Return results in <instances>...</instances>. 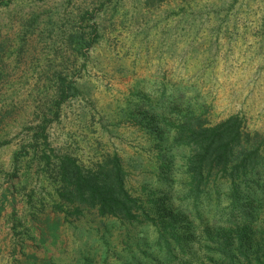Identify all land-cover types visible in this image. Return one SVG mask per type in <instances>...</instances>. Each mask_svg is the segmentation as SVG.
Masks as SVG:
<instances>
[{
	"label": "rangeland",
	"instance_id": "rangeland-1",
	"mask_svg": "<svg viewBox=\"0 0 264 264\" xmlns=\"http://www.w3.org/2000/svg\"><path fill=\"white\" fill-rule=\"evenodd\" d=\"M79 31L85 39L76 46L68 36ZM59 77L75 92L57 107ZM175 99L176 111L163 109ZM187 108L208 126L238 115L264 141V0L1 5L0 264H210L218 253L207 247L219 238L203 232L200 216L224 230L235 219L230 210L216 214L207 199L197 212L187 197L190 151L173 145L167 123ZM150 114L159 117L156 124ZM41 128L53 151H46L48 168L38 159L43 144L36 153L31 148ZM60 154L85 169L118 156L125 187L143 214L128 223L91 208L79 215L68 205L55 209L60 200L51 168ZM165 201L178 216L177 234L186 238L179 245L169 239L171 261L157 244L158 231L173 232L163 228ZM253 213L248 256L262 264L264 201ZM235 216L241 224L238 211Z\"/></svg>",
	"mask_w": 264,
	"mask_h": 264
},
{
	"label": "trees",
	"instance_id": "trees-1",
	"mask_svg": "<svg viewBox=\"0 0 264 264\" xmlns=\"http://www.w3.org/2000/svg\"><path fill=\"white\" fill-rule=\"evenodd\" d=\"M7 1L9 0H0V6ZM93 35L96 37L94 30ZM68 37L69 41L76 46L85 39L84 32L80 31L71 33ZM59 79L57 107L75 92L72 83L62 77ZM176 101L177 99L167 100L163 109L176 111L178 106H172L176 104ZM171 114L174 115V121L167 123L174 130L173 145L190 151V156L187 158L186 186L187 197L192 200L194 209L197 212L203 210L207 199L208 206L214 207L216 214L230 210L235 219V221L230 220L231 226L224 230L213 218L200 216L199 221L203 232L208 234L211 231L216 238H219L213 240L212 247H207L208 251L218 253V257H214L213 254L209 257L210 264H253L248 256L252 248L248 244V239L253 230V211L259 203L264 201V141L262 137L258 133L252 134L245 130L243 121L238 115L208 126L189 108L187 112ZM156 118L159 117L150 114L151 125L156 124ZM161 118L164 120V115ZM155 129L159 128L155 127ZM44 133V128L36 132L31 148L36 153L43 144L41 156L38 159L45 161V166L48 168L52 156L46 151L47 149L50 153L53 151L49 149ZM54 157L56 161L51 168V177L58 187L56 193L60 201L54 205L58 211L63 210L61 205H68L71 206L72 214L79 215L84 208H91L100 217L111 216L128 223L136 220L139 214H143L138 199L132 197L125 187V172L119 157L115 154L91 169L83 168L69 154ZM161 158L165 159L166 156L161 155ZM46 167L41 168L42 174L46 175ZM210 182L211 188L205 189ZM223 186L224 191L221 190ZM153 202L158 204V201ZM222 204H227L228 209L221 210ZM162 207L168 216L162 217L164 218L163 228L172 229L173 232L165 234L158 231L157 244L160 253H163L161 248L164 247L163 259L171 261L174 254L169 239L172 238L179 245L186 238L181 239L176 232L179 220L178 216L173 214L171 204L165 201ZM235 211H238L244 220L241 224L238 223ZM233 240H236V243L231 242ZM240 255L244 259H241ZM151 256L153 257L152 254ZM261 263L264 264V261Z\"/></svg>",
	"mask_w": 264,
	"mask_h": 264
}]
</instances>
